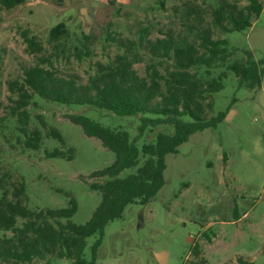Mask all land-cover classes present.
<instances>
[{
    "label": "rangeland",
    "instance_id": "374dc122",
    "mask_svg": "<svg viewBox=\"0 0 264 264\" xmlns=\"http://www.w3.org/2000/svg\"><path fill=\"white\" fill-rule=\"evenodd\" d=\"M224 2H235L241 8L248 4V0H26L11 10L0 5V186L12 198L14 188L24 182L23 198L32 210L67 208L74 197L78 209L72 221L77 225L91 218L102 199L91 185L106 178L91 174L109 167L115 154L100 140L86 136L66 115L84 114L105 127L125 130L139 149L155 143L160 132L173 133L174 127L149 126L140 134L142 115L118 116L35 95L29 107L31 128L42 131V145L39 150L26 148V137L9 110L7 86L9 80L21 77L24 66L36 62L22 33L29 31L48 47L51 29L65 24L69 29L67 54L88 39L90 57L63 58L56 63L63 74H73L81 83L96 74L97 62L107 63L122 52L109 41L110 32L136 42L141 36L155 39L173 34L194 43L197 34L211 28L214 38L229 42L231 57L225 65L193 68L205 81L227 72L224 88L212 95L214 106L208 110L209 118L223 113L222 121L191 135L176 153L166 156L162 189L148 203L128 206L121 219L105 228L95 264H233L239 259L264 264V77L261 87L251 90L240 86L235 73L228 70L234 62L246 60L245 51H251L257 61L264 59V6L251 27L226 33L213 25L212 17ZM138 52L141 61L135 69L146 76L152 58L143 47ZM167 64L159 65L161 71ZM37 115L60 130L64 143L47 136ZM55 149L73 159L48 158L46 152ZM144 160L140 155L139 166ZM136 169H127L121 176ZM97 239L98 235L87 239L88 261L93 259ZM32 264L70 261L48 257Z\"/></svg>",
    "mask_w": 264,
    "mask_h": 264
},
{
    "label": "trees",
    "instance_id": "16d2710c",
    "mask_svg": "<svg viewBox=\"0 0 264 264\" xmlns=\"http://www.w3.org/2000/svg\"><path fill=\"white\" fill-rule=\"evenodd\" d=\"M25 1L0 0V5L11 10ZM263 6L262 0H248L243 8L235 2H224L212 12L213 25L226 33L244 31L252 26L253 17L261 15ZM22 35L28 53L36 57V62L24 66L21 77L9 80L7 86L9 110L26 137L23 143L26 148L39 150L42 145V131L31 128L29 107L34 103L35 95L58 104L107 110L118 116L142 115L140 134L149 126L168 124L174 127L173 133L160 132L155 143L144 144L139 149L125 130L105 127L84 114L66 115L70 122L83 129L86 136L100 140L103 147L115 154L109 167L91 174V177L106 180L91 185L101 192L102 199L83 225L72 221L78 209L74 197L67 208L32 210L23 198L24 182L14 188L12 198L8 190L0 186L4 189L0 197V232L3 233L0 236V264H32L48 257L65 259L70 264H95L105 228L121 219L128 206L148 203L162 189L166 156L176 153L191 135L214 128L222 121L223 113L209 118L208 110L214 106L212 95L224 88L227 72L205 81L193 68L225 65L231 57L229 42L226 38H214L211 28L197 34L194 43L173 34L155 39L141 36L140 42H136L110 32L109 41L122 52L107 63L97 62L96 74L81 83L77 76L63 74L56 63L63 58L83 60L90 57L92 51L88 39L82 41L83 47L75 46L73 54H67L69 29L65 24H57L51 29L48 47L29 31ZM139 47L147 50L152 58L146 65V76H141L135 69V64L141 61ZM245 54L244 62H234L228 70L235 73L240 86L257 89L264 77V59L255 60L251 51H245ZM165 61L168 64L161 71L159 65ZM37 119L47 130L48 137L64 143L58 128L50 126L42 115H37ZM140 155L145 158L141 166ZM46 156L73 159L59 149L46 152ZM130 168H137L136 172L121 176ZM19 220H22L21 225ZM94 235H98V239L93 245V259L88 261L85 257L87 239ZM195 251L198 254L197 249ZM233 264L251 263L239 259Z\"/></svg>",
    "mask_w": 264,
    "mask_h": 264
}]
</instances>
